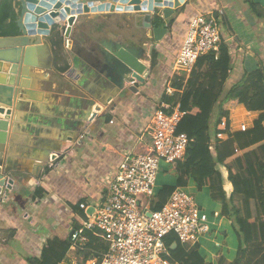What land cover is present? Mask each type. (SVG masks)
I'll return each mask as SVG.
<instances>
[{
	"label": "crops",
	"instance_id": "obj_1",
	"mask_svg": "<svg viewBox=\"0 0 264 264\" xmlns=\"http://www.w3.org/2000/svg\"><path fill=\"white\" fill-rule=\"evenodd\" d=\"M251 2L264 7V0H184L173 8L169 18L158 7L153 12L77 15L67 37L61 33L67 24L61 25L51 44L52 69L31 68L27 78L29 90L26 94H15L17 102L28 105L23 110H14L10 119L3 168L10 169L14 182L12 189L5 191L7 199L0 200V264H28L27 258L42 256L52 237L70 239L73 230L85 219L84 210L76 208L79 203L99 204L108 181L125 156L152 138V115L161 106L167 85L173 77L184 76L185 80L189 77L175 61L190 21L197 13H211L219 19L223 41L232 54L229 87L245 71L264 64V19L256 17ZM157 17L165 23L160 25L163 27L174 20L159 45L153 33L154 26L160 27L155 23ZM104 42H120L140 50L143 56L139 61L145 66L143 73H134L124 87L116 83L108 90L99 71ZM154 49L160 53L155 68L152 66ZM43 57L44 54L35 53L36 61ZM64 66L68 67L66 71L59 70ZM4 77L10 78L0 62V78ZM131 79L137 83L131 85ZM261 113L249 111L244 104L222 112L217 109L210 130L213 154L224 159L238 155L240 151L233 133L240 130L242 123L251 128ZM220 132L222 139L218 138ZM9 139L13 142L12 150H9ZM46 167L50 168L46 176L49 192L34 201V192ZM217 168L230 195L233 184L227 167L218 162ZM187 185L198 188L192 178ZM203 189L210 190V187ZM223 219L228 226L225 235L234 242L233 234H237L233 222L226 216ZM198 245L207 262L216 263L218 255L227 256L224 251L217 252L207 237L205 243L199 240ZM238 247L239 240L237 249L232 245L226 258L234 260ZM203 251L211 255V261ZM69 254L70 250L64 258Z\"/></svg>",
	"mask_w": 264,
	"mask_h": 264
},
{
	"label": "trees",
	"instance_id": "obj_2",
	"mask_svg": "<svg viewBox=\"0 0 264 264\" xmlns=\"http://www.w3.org/2000/svg\"><path fill=\"white\" fill-rule=\"evenodd\" d=\"M256 17L264 19V7L251 2ZM14 0L0 2V37L18 34ZM172 19L167 25L173 24ZM155 23L165 25L160 17ZM160 53L152 51V66L158 64ZM233 67L232 54L228 44L223 41L218 52H210L199 57L189 77L176 76L171 80L178 90L175 95L163 93L162 101L174 104L178 99L185 112L178 125V132L190 137L185 160L176 163L179 173L178 186H186L192 178L202 189L209 186L212 198L222 205L221 213L232 220L239 240L237 256L234 260L218 255L216 263L207 262L201 254L199 245L183 244L171 233L166 237L170 259L176 264H253L264 261V64L253 71H245L240 80L228 86ZM68 67H60L66 71ZM244 104L249 111H261L253 126L246 131H236L233 138L240 153L230 159L213 154L210 148L211 121L215 111H225L228 107ZM167 112H170L167 110ZM139 145L136 152H148L152 138ZM219 149V145H217ZM218 162L226 165L228 178L233 191L227 194L223 176L217 168ZM46 167L34 192V201L49 192ZM175 186H165L152 200L151 208L161 209L167 202ZM144 203L147 198H144ZM79 208V205L76 207ZM81 226H78L80 229ZM89 237L88 250H103L106 245L99 230H84ZM71 241L65 236H54L43 249L42 256L27 258L28 264H58L70 249ZM176 246L174 247V245ZM255 256V257H253Z\"/></svg>",
	"mask_w": 264,
	"mask_h": 264
},
{
	"label": "built area",
	"instance_id": "obj_3",
	"mask_svg": "<svg viewBox=\"0 0 264 264\" xmlns=\"http://www.w3.org/2000/svg\"><path fill=\"white\" fill-rule=\"evenodd\" d=\"M65 32L66 29L62 31L64 36ZM222 42L219 19L211 13H197L190 21L175 65L190 75L199 57L218 52ZM136 83V79H131V85ZM177 91L170 82L164 92L173 96ZM184 114L179 99L174 104L163 101L154 111L148 152L125 156L99 204L79 203L85 219L81 228L71 234L69 256L58 264H176L166 245L169 234L173 233L183 244L196 245L211 232L208 215L184 186H177L161 209L151 208L160 161L176 164L185 160L190 137L177 131ZM248 129V124L240 125L241 131ZM218 138H223L221 132ZM219 215L214 212V216ZM84 230H99L106 248L91 250L86 257L84 253L90 249Z\"/></svg>",
	"mask_w": 264,
	"mask_h": 264
},
{
	"label": "water",
	"instance_id": "obj_4",
	"mask_svg": "<svg viewBox=\"0 0 264 264\" xmlns=\"http://www.w3.org/2000/svg\"><path fill=\"white\" fill-rule=\"evenodd\" d=\"M183 1L16 0L14 7L17 14L18 34L0 37V62H3V67L10 77L0 78V103L2 104L0 106V200L7 199L5 191L11 190L14 182L10 169L3 168L6 162V142L9 137L10 119L14 110H23L28 105L23 101L17 102L15 94L18 95L19 92L26 94L29 90L27 78L31 68L52 69L54 55L51 44L61 25L67 24L65 32L67 37L70 36L76 24L77 15L132 11L153 12L155 7H158L162 10L164 17L169 18L174 12L173 8L179 7ZM150 25L154 26L152 21ZM167 31V27L154 26L155 40L160 41ZM8 43L9 45H6ZM37 51L44 54L39 62L35 59ZM142 56L140 50L126 44L104 42L99 71L100 78L104 80L108 90L116 83L120 85V88L124 87L126 81L134 73H143L145 66L139 61ZM97 109H100V105ZM9 142V150H12V139H9Z\"/></svg>",
	"mask_w": 264,
	"mask_h": 264
},
{
	"label": "rangeland",
	"instance_id": "obj_5",
	"mask_svg": "<svg viewBox=\"0 0 264 264\" xmlns=\"http://www.w3.org/2000/svg\"><path fill=\"white\" fill-rule=\"evenodd\" d=\"M179 67H182V66H179ZM178 177H179V173L176 169V164L169 163L165 161L164 159H162L159 164L158 176L156 179V184H155V189H154V194H153L154 198L158 196L160 191L165 186L177 187ZM184 187L186 191L195 195L197 203L202 208V212L206 213L209 217L208 224L211 227V232L201 237L200 239L201 243H205V237H207L209 242H211L215 246V248L217 249V252L224 251L225 255L228 256L229 248L232 245L234 248L237 249L238 238L237 236H235V234H233V237L235 238L233 242L232 239H229L228 236L225 235V231L228 229V226H227V223H225V220L223 219V215L221 214V203L212 198L209 189H203V188L202 189H199V188L192 189L189 185L184 186ZM216 211L220 213L219 217L214 216V212ZM203 252L204 254L207 255V259L211 261V255L206 253V251H203ZM235 253H236V250L233 251V258H235ZM250 264H253V262ZM257 264H264V261L263 263H257Z\"/></svg>",
	"mask_w": 264,
	"mask_h": 264
}]
</instances>
